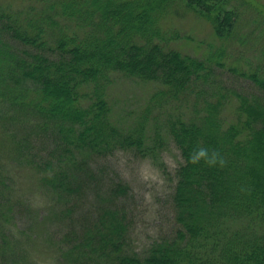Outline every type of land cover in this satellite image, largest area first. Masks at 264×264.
Listing matches in <instances>:
<instances>
[{
    "label": "trees",
    "instance_id": "1",
    "mask_svg": "<svg viewBox=\"0 0 264 264\" xmlns=\"http://www.w3.org/2000/svg\"><path fill=\"white\" fill-rule=\"evenodd\" d=\"M18 1L0 0V136L9 143L0 144V264H22L40 243L52 244L62 264H264V8L248 0ZM187 13L219 41L201 57L175 47L181 35L163 26ZM219 69L255 92L226 85ZM117 80L150 89L145 106L117 114L108 95ZM163 134L182 158L171 235L130 248L125 211L107 205L126 194L120 182L57 241L39 225L8 229L20 202L5 159L40 177L64 220L84 177L98 176L93 157L156 156ZM200 146L225 163H192Z\"/></svg>",
    "mask_w": 264,
    "mask_h": 264
},
{
    "label": "rangeland",
    "instance_id": "2",
    "mask_svg": "<svg viewBox=\"0 0 264 264\" xmlns=\"http://www.w3.org/2000/svg\"><path fill=\"white\" fill-rule=\"evenodd\" d=\"M248 1L264 8V0ZM163 19L165 30L174 28L181 35L182 39L175 41L174 45L184 53L201 57L207 54L211 46L219 44L209 24L196 19L192 13ZM218 73L228 86L252 93L256 90L250 80L241 79L221 69ZM142 86L121 80L112 84L108 95L115 104L117 114L122 115L124 110L135 113L141 106H145L151 92ZM182 111L186 110L183 108ZM233 113L234 105L231 104L225 110L226 117L233 119ZM163 137V145L156 156H139L136 152L118 150L104 157H93L88 163L93 170L96 168L99 171L98 176L96 179L94 175L84 177L87 188L73 202L71 213L75 212L64 220L56 217V203L41 185L40 177L25 166L17 167L9 158L5 159L9 163L5 165L8 183L13 185V195L20 202L12 218V226L8 229H28L39 225L38 231L49 235L51 241H57L58 237L72 229L73 224L78 225L82 217L94 212L97 204L109 201V189L120 182L126 186V194L119 196L113 203L107 202V205L125 211L130 248L137 252L144 251L155 240L171 235L177 227L171 194L175 185L174 173L182 158L171 138L165 134ZM0 141V144H9L5 136H0ZM39 220L44 223L40 224ZM52 246L49 243L31 245L25 254L27 258L23 254L24 259H20V262L62 264L60 259H55L57 256H54Z\"/></svg>",
    "mask_w": 264,
    "mask_h": 264
},
{
    "label": "clouds",
    "instance_id": "3",
    "mask_svg": "<svg viewBox=\"0 0 264 264\" xmlns=\"http://www.w3.org/2000/svg\"><path fill=\"white\" fill-rule=\"evenodd\" d=\"M188 159L192 163H199L200 161H204L209 165L220 164L223 165L225 163L223 157L217 150H210L208 147L200 146L194 149L190 154Z\"/></svg>",
    "mask_w": 264,
    "mask_h": 264
}]
</instances>
